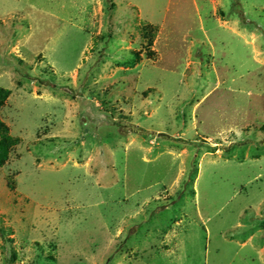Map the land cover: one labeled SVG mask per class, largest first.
Returning <instances> with one entry per match:
<instances>
[{
  "label": "rangeland",
  "instance_id": "374dc122",
  "mask_svg": "<svg viewBox=\"0 0 264 264\" xmlns=\"http://www.w3.org/2000/svg\"><path fill=\"white\" fill-rule=\"evenodd\" d=\"M0 85V264H264V0H0Z\"/></svg>",
  "mask_w": 264,
  "mask_h": 264
},
{
  "label": "trees",
  "instance_id": "16d2710c",
  "mask_svg": "<svg viewBox=\"0 0 264 264\" xmlns=\"http://www.w3.org/2000/svg\"><path fill=\"white\" fill-rule=\"evenodd\" d=\"M24 72V71H22ZM9 94V89L0 85V107L4 104L7 96ZM264 129V126H263ZM126 131H133L138 133L149 134L150 131L144 130L141 126L136 124H131ZM16 137L12 135L9 131V126L0 117V165L3 164L9 157L10 149L15 143Z\"/></svg>",
  "mask_w": 264,
  "mask_h": 264
}]
</instances>
